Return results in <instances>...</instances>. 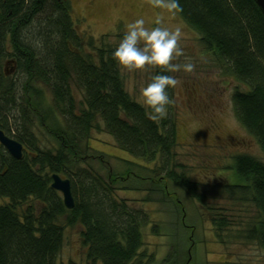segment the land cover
Returning <instances> with one entry per match:
<instances>
[{"label": "trees", "instance_id": "1", "mask_svg": "<svg viewBox=\"0 0 264 264\" xmlns=\"http://www.w3.org/2000/svg\"><path fill=\"white\" fill-rule=\"evenodd\" d=\"M178 5L174 11L199 35L205 49L248 88L233 93V106L240 124L264 152L263 14L254 0H178ZM84 39L76 30L70 0H0V130L11 137L9 114L20 99L13 74H7L8 63L22 75L29 107V99L38 103L48 88L65 124L52 133L53 149L37 148L31 157L24 150L23 158L16 160L0 144V198L8 201L0 206V264H59L65 229L76 225L83 229L88 264H133L148 216L114 197L116 185L130 182L131 176L167 196V183L173 182L205 203L198 184L176 171L174 117L150 120L125 89L122 70L112 59L116 47L97 48L93 37ZM158 74L170 75L163 68ZM73 86L82 92L85 109H78ZM167 92L171 97L172 88ZM21 111L22 121L29 122ZM98 118L116 146L145 165L124 163L153 176L143 178L130 170L115 176L110 168L97 169L88 162L93 154H102L89 145ZM16 138L22 145L26 142ZM102 155L99 158L108 156ZM232 161L239 183L227 189L250 194L259 221L247 239L264 250V163L245 155ZM54 174L70 181L72 210L52 189Z\"/></svg>", "mask_w": 264, "mask_h": 264}, {"label": "rangeland", "instance_id": "2", "mask_svg": "<svg viewBox=\"0 0 264 264\" xmlns=\"http://www.w3.org/2000/svg\"><path fill=\"white\" fill-rule=\"evenodd\" d=\"M70 1L76 30L86 40L93 37L97 48L117 47L127 24L141 17L146 27H156L159 18L160 26L178 27L181 31L178 46L182 54L170 61L181 67L169 71L178 82L172 87L165 116L171 115L176 120L174 162L180 166L176 171L198 184L205 203L198 202L173 182L167 183L169 196L150 190L148 181L142 183L135 176L124 185H116L114 197L117 200L127 202L131 210L148 216L147 224L141 228L143 244L133 264H264V250L247 239L248 230L259 221L250 194L227 189L239 183L231 168L234 157L245 155L264 163V152L240 124L233 106V93L248 88L236 80L213 52L205 49L199 35L174 10L163 6L167 0ZM185 64H191L192 70L185 71ZM159 69L146 65L141 70H122L125 89L137 103L141 88L151 82ZM7 72L8 76L13 74L11 78L18 85L20 98L19 106L9 114L11 137L16 140L21 136L27 142L23 144V152L29 157L37 148L53 149L52 133L65 124L53 107L51 91L44 87L43 98L38 103L29 99V107L22 75L16 74L9 65ZM73 90L78 109H85L82 92L74 86ZM21 109L30 124L22 121ZM97 124L99 128L92 130L89 145L110 157L93 154L88 158L93 167L110 168L115 176H124L128 170L143 178L154 175L125 164L124 161H129L145 165L116 146L101 119H97ZM24 127L27 133L17 130ZM101 155L104 159L99 158ZM147 166L151 169L154 164ZM125 187L132 190H123ZM7 202L0 198V206ZM82 231L80 225L65 229L59 264H88Z\"/></svg>", "mask_w": 264, "mask_h": 264}, {"label": "clouds", "instance_id": "3", "mask_svg": "<svg viewBox=\"0 0 264 264\" xmlns=\"http://www.w3.org/2000/svg\"><path fill=\"white\" fill-rule=\"evenodd\" d=\"M169 11L179 10L178 0H169L165 5ZM146 27L144 18H137L126 26L118 46L112 52V59L121 70H141L146 65L177 71L180 65L170 63L174 57L182 54L178 46L181 38L180 29L160 26ZM142 45V46H141ZM185 71H191L192 65H183ZM177 79L171 75H155L151 82L140 90L138 102L145 108L148 118L153 121L162 119L170 103L167 89L175 87Z\"/></svg>", "mask_w": 264, "mask_h": 264}, {"label": "water", "instance_id": "4", "mask_svg": "<svg viewBox=\"0 0 264 264\" xmlns=\"http://www.w3.org/2000/svg\"><path fill=\"white\" fill-rule=\"evenodd\" d=\"M254 2L264 16V0H254ZM7 65H10V63ZM0 144L12 158L16 160H21L23 158V145L17 140L7 136L2 130H0ZM51 187L62 195L65 208L67 210H72L75 206V200L72 195L70 181L68 179L61 178L57 174H54L52 175Z\"/></svg>", "mask_w": 264, "mask_h": 264}]
</instances>
